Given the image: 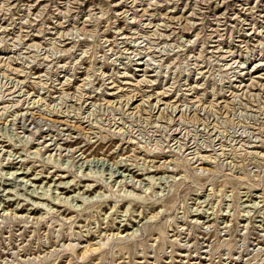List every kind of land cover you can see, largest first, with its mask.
I'll list each match as a JSON object with an SVG mask.
<instances>
[{
	"label": "rangeland",
	"instance_id": "obj_1",
	"mask_svg": "<svg viewBox=\"0 0 264 264\" xmlns=\"http://www.w3.org/2000/svg\"><path fill=\"white\" fill-rule=\"evenodd\" d=\"M0 264H264V0H0Z\"/></svg>",
	"mask_w": 264,
	"mask_h": 264
}]
</instances>
